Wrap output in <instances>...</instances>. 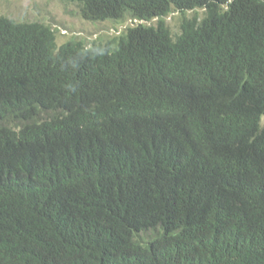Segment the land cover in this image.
Segmentation results:
<instances>
[{
  "label": "trees",
  "instance_id": "1",
  "mask_svg": "<svg viewBox=\"0 0 264 264\" xmlns=\"http://www.w3.org/2000/svg\"><path fill=\"white\" fill-rule=\"evenodd\" d=\"M62 1L133 25L0 16V264H264V0Z\"/></svg>",
  "mask_w": 264,
  "mask_h": 264
},
{
  "label": "rangeland",
  "instance_id": "2",
  "mask_svg": "<svg viewBox=\"0 0 264 264\" xmlns=\"http://www.w3.org/2000/svg\"><path fill=\"white\" fill-rule=\"evenodd\" d=\"M0 16L23 22H40L51 26L56 31V41L62 45L68 41H82L89 46L93 41L113 37L133 25L126 23L88 22L81 18L75 5L62 0H0ZM188 18L201 20L203 10L188 11ZM172 34L178 33L180 17L166 19ZM156 22L148 23L154 25Z\"/></svg>",
  "mask_w": 264,
  "mask_h": 264
}]
</instances>
